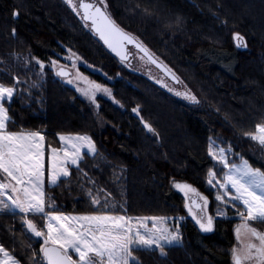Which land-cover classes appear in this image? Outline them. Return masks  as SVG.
I'll return each instance as SVG.
<instances>
[{
    "label": "trees",
    "instance_id": "16d2710c",
    "mask_svg": "<svg viewBox=\"0 0 264 264\" xmlns=\"http://www.w3.org/2000/svg\"><path fill=\"white\" fill-rule=\"evenodd\" d=\"M105 3L115 24L171 69L179 82L162 74L173 83L182 82L199 103L181 100L128 69L63 0H0V83L11 86L13 76L20 80L17 95L4 102L11 117L7 128L39 131L46 153L49 145L60 147L58 134L92 138L98 154L83 157L82 172L71 167L69 181L46 186L65 214H94V209H104L107 199L109 214L167 217L169 228L183 217L181 244L166 246L164 256L138 251L136 264H232L237 219L216 218L213 233H201L173 181L213 197L207 187V173L215 163L208 156L209 137L225 148L231 144L235 153L264 170V150L244 137L264 123V0ZM14 10L19 12L16 17ZM234 32L245 38L246 48L235 46ZM67 53L79 55L88 65L81 72L112 90L116 106L98 99L100 109L94 113L60 82L51 60L62 63ZM33 56L45 64L42 77L36 75L41 70L35 61L25 64ZM137 107L139 116L132 111ZM141 119L155 132L144 129ZM215 171L222 178L219 166ZM89 190L100 205H92ZM29 218L42 226L40 217ZM251 224L264 232V223ZM0 244L21 264H30L28 256L39 249L20 216L10 213H0Z\"/></svg>",
    "mask_w": 264,
    "mask_h": 264
},
{
    "label": "snow or ice",
    "instance_id": "6c2138e0",
    "mask_svg": "<svg viewBox=\"0 0 264 264\" xmlns=\"http://www.w3.org/2000/svg\"><path fill=\"white\" fill-rule=\"evenodd\" d=\"M65 3L77 15L82 12V20L91 21L93 31L122 61L127 59L124 45L134 44L144 54L141 59L147 58L148 62L179 82L171 69L159 62L137 38L115 24L107 13L105 0H99L103 7L87 0H79L78 4L74 0H65ZM18 15V11L12 12L13 17ZM15 34L16 30L13 28L12 35ZM232 39L237 48L247 47L245 38L240 33L234 32ZM74 56L71 53L67 59ZM31 61H35L41 70L36 75L42 77L45 64L34 56L25 61V64H30ZM51 67L58 77L66 78L65 82L68 84L84 82L87 86H77L76 90L93 104H96L97 93L102 92L112 97L109 88L88 81L78 72L74 79L67 78L70 74L55 59L51 60ZM12 80L11 86L0 83V213L19 215L22 227L37 239L39 249L33 250L28 256L30 264H136L137 257L134 253L138 251H158L164 256L166 246L181 244L180 221L183 217L176 218L175 227L169 228L167 217L133 218L109 214L107 199L104 201V209H94V214L68 215L60 211L55 198L46 192V186L56 188L61 182L69 181L70 168L73 166L77 172H82L80 163L83 157L96 156V145L86 134H58L61 147L49 145L45 163V136L42 133L10 131L7 128L11 117L4 102L11 103L17 95L16 86L20 83L17 76H13ZM31 87H37V84L33 83ZM175 94L199 103L189 92ZM132 111L140 115L138 107ZM141 123L149 133L155 132L143 119ZM244 137L264 150V123L256 124L254 131L244 132ZM208 156L215 162L207 173L208 184L218 186L215 199L226 207L231 205L238 209L240 223L234 230L238 246L231 249L232 264H264V232L251 226V222L264 223V170L253 167L247 159L235 153L231 144L226 148L220 147L211 137ZM236 159L239 160L238 163ZM218 166L222 170V178H217L215 169ZM83 175L86 176L87 173ZM173 186L184 193V207L199 230L202 233L213 232L214 217L207 214V198L188 184L173 181ZM88 195L92 197L93 206L100 205L101 201L92 196L91 190ZM217 215L224 217L226 213L218 209ZM30 216L40 217L42 226L30 219ZM148 221H151V227L148 226ZM0 264H21V260L0 244Z\"/></svg>",
    "mask_w": 264,
    "mask_h": 264
},
{
    "label": "rangeland",
    "instance_id": "374dc122",
    "mask_svg": "<svg viewBox=\"0 0 264 264\" xmlns=\"http://www.w3.org/2000/svg\"><path fill=\"white\" fill-rule=\"evenodd\" d=\"M65 2V0H63ZM88 1H92V2H95L96 4L100 5L103 7V5H101L99 3V0H87ZM74 2H76L77 4L79 3V0H74ZM71 53H67L66 56H64L62 58V63H58L60 66H63L65 69H68L70 71V76L68 78H75L76 76V73H80L83 77H86L88 81H92L94 82L93 80H91L87 75L83 74L81 72V68L84 67L88 70V65L81 59V57L77 54H75V56L72 58V59H67V57L70 56ZM76 57H79V59H76ZM142 55L138 54V53H135L133 58H131L129 61L126 60L124 61V64L125 66L138 73L139 75H142L144 76L145 78H147L148 80L152 81L153 83H155L156 85H158L159 87H161L162 89H164L165 91L169 92L170 94L174 95L175 97L181 99V100H184V101H188V102H191L193 103L192 101L188 100V99H185L183 98V95H176L175 93L176 92H180V93H185V92H189L191 93L187 87L185 85L181 83H173L172 81H170L169 79H167L156 67H154L152 64H150L146 59H141ZM73 61H75V68H73ZM52 69V67H51ZM53 70V69H52ZM54 74H55V71L53 70ZM56 75V74H55ZM57 77V75H56ZM58 78V77H57ZM60 80L61 83H63L65 86H68L70 88H72L74 91H76V93L78 94V96L83 100L85 101L86 103L89 104V106L91 105L92 106V111L94 113H97L98 110L100 109V106H99V103L97 102L98 99H105L107 101H110L112 104H114L115 106L117 105V102L114 100L113 98V92H112V97H109L107 96L106 94L104 93H97L96 94V104H93L90 102L89 99H87L84 95H82L80 92H77L76 88L77 86L81 87V88H84L86 87L87 85L82 82V81H76L75 83L73 84H68L65 82V80H62L60 78H58ZM158 81H162L161 82H158ZM103 86V85H102ZM106 87V86H104ZM108 88V87H107ZM169 89H172L171 91ZM98 105V106H97ZM217 144V143H216ZM218 146H220L219 144H217ZM60 147H61V142H60ZM59 147V148H60ZM222 147V146H220ZM47 154L45 152V163H47ZM231 159V158H230ZM239 161H237L238 163ZM75 167V166H73ZM218 173V172H217ZM217 178H221V176H218L217 175ZM208 181V179H207ZM177 183H182V184H187L185 182H177ZM207 187H208V190H212L214 192V195L213 197L211 198L207 193H199L198 191H196L197 193H199L200 195L204 196L207 198L208 200V206H207V214L208 215H211L210 213V209L211 207L213 206V217L214 219L216 218H226V217H232L234 219H237V223L236 225H238L240 223V220L237 216V211L238 209L237 208H234L232 207L231 205L229 206H225L223 204H221L219 201H217L215 199L216 197V194H217V191H218V186L217 187H213L212 185H209L208 182H207ZM173 188L179 192L183 197H184V200H185V196H184V193L179 191L178 189H176L174 186ZM190 196L192 195L191 193L189 194ZM242 207V206H241ZM186 209V208H185ZM221 211V212H225L226 213V216L224 217H221V216H218L217 215V211ZM229 209H232L235 213L233 215H230L228 210ZM186 212H187V209H186ZM187 215H188V212H187ZM212 216V215H211ZM189 218H191V216L188 215ZM192 219V218H191ZM193 220V219H192ZM194 221V220H193ZM195 223V221H194ZM42 224H43V221H42ZM196 224V223H195ZM197 225V224H196ZM251 226L253 227V225L251 224ZM197 227L199 228V226L197 225ZM236 227V226H235ZM258 229V228H256ZM235 230V229H234ZM259 231H261L260 229H258ZM201 232V231H200ZM263 232V231H261ZM202 233V232H201ZM213 233V232H211ZM211 233H203V234H211ZM235 233V232H234ZM235 240H236V237H235ZM238 246V241L236 240V244L234 245V247H237Z\"/></svg>",
    "mask_w": 264,
    "mask_h": 264
},
{
    "label": "water",
    "instance_id": "95a60500",
    "mask_svg": "<svg viewBox=\"0 0 264 264\" xmlns=\"http://www.w3.org/2000/svg\"><path fill=\"white\" fill-rule=\"evenodd\" d=\"M94 4H96V3H94ZM97 6H99V7H102V6H100V5H98V4H96ZM83 15V13L81 12V16ZM85 24L86 23H90L91 24V21H88V22H85L84 20H82ZM90 30H91V32L99 39V41L106 47V49L109 51V52H111L113 55H115L116 57H118V58H120V56H118L115 52H113L104 42H103V40H101L100 39V37H99V35L98 34H96L94 31H93V29H92V27H90ZM127 46H131V47H133L136 51H138L142 56L144 55L134 44H131V43H126L125 45H124V50H126V47ZM125 54H126V51H125ZM127 56V59L126 60H128L129 59V57H130V55H126ZM121 59V58H120ZM147 59V58H146ZM126 60H123V61H126ZM150 63V62H149ZM150 64H152V63H150ZM154 67H156L161 73H163V74H165V72L164 71H162L160 68H158L155 64H152ZM65 69V68H64ZM65 71H67L69 74H70V71L68 70V69H65ZM166 75V74H165ZM168 78H170V79H172L171 78V76H168V75H166ZM58 77V76H57ZM58 78H60V79H62L61 77H58ZM68 78V77H67ZM66 78H64V79H62V80H65ZM172 80H174V79H172ZM175 82V81H174ZM177 83V82H176Z\"/></svg>",
    "mask_w": 264,
    "mask_h": 264
},
{
    "label": "flooded vegetation",
    "instance_id": "af4514ba",
    "mask_svg": "<svg viewBox=\"0 0 264 264\" xmlns=\"http://www.w3.org/2000/svg\"><path fill=\"white\" fill-rule=\"evenodd\" d=\"M88 2L95 3V2H92V1H88ZM80 16H81V15H80ZM86 25H87L88 29L90 30L91 24H90V23H86ZM90 31H91V30H90ZM125 51H126V55H130L128 61H129L131 58H133V56H134L135 53L140 54L138 51H136V50H135L133 47H131V46H127ZM140 55H141V54H140ZM145 59H146V58H145ZM146 60H147V59H146Z\"/></svg>",
    "mask_w": 264,
    "mask_h": 264
},
{
    "label": "crops",
    "instance_id": "0c3cea01",
    "mask_svg": "<svg viewBox=\"0 0 264 264\" xmlns=\"http://www.w3.org/2000/svg\"><path fill=\"white\" fill-rule=\"evenodd\" d=\"M45 152H46V150H45Z\"/></svg>",
    "mask_w": 264,
    "mask_h": 264
}]
</instances>
